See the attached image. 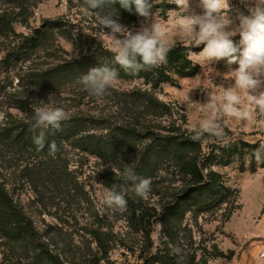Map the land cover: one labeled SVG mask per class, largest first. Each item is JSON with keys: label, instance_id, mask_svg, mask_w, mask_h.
<instances>
[{"label": "rangeland", "instance_id": "1", "mask_svg": "<svg viewBox=\"0 0 264 264\" xmlns=\"http://www.w3.org/2000/svg\"><path fill=\"white\" fill-rule=\"evenodd\" d=\"M152 3L171 51L166 64L132 75L99 42L102 28L95 12L83 16L84 0H25L22 9L0 0V13L9 15L0 32V132L29 120L40 100L85 120L68 140L57 132L55 155L37 152L30 136L18 144L0 138V183L11 201L0 207L7 209L0 211V264H53L51 254L61 264H177L169 245L183 249L178 264H263L264 162L253 153L264 143V116L251 127L230 120L222 140L206 135L178 161L171 138L192 140L189 130L208 115L195 102L221 94L238 65L203 60L204 45L177 25L179 15L202 14L199 0L184 13L170 0ZM119 19L138 26L143 18ZM103 65L119 78L97 98L79 78ZM88 133L113 136L116 155L85 149L80 138ZM128 168L151 178L155 199L135 196ZM202 181L209 186H197ZM113 184L125 189L123 213L98 208ZM15 212L23 214L19 225Z\"/></svg>", "mask_w": 264, "mask_h": 264}, {"label": "clouds", "instance_id": "2", "mask_svg": "<svg viewBox=\"0 0 264 264\" xmlns=\"http://www.w3.org/2000/svg\"><path fill=\"white\" fill-rule=\"evenodd\" d=\"M170 2L177 5L181 13L190 8V0ZM199 3L202 14L179 15L177 25L197 46L204 45L198 55L200 58L208 63L225 60L228 65L235 64L238 67L233 70L231 83L220 86L221 94L208 96L205 103L195 102L208 115L199 122L198 127L189 130L194 142L203 141L206 135L222 140L224 128L232 119L240 121L245 127H251L257 125L258 115L264 116V0H238V6L231 4L230 0H199ZM117 4L143 18L139 20L138 26L120 22L115 7ZM152 7V0H84L81 12L84 17L96 13L102 28L99 42L107 44L115 64L126 73L136 75L166 64L172 47L165 38L166 25L155 18ZM236 35L240 37L238 44L233 40ZM118 78L115 68L103 65L91 67L80 76L79 82L90 95L103 98L109 94V89L115 87ZM33 90L38 91V88ZM40 104L34 108L29 121V131L37 151L45 149L47 131L54 133L62 130V123L70 118L63 107L44 106L43 100H40ZM259 124L264 126V120H260ZM47 150L50 155H55L56 143H49ZM253 156L258 164L264 162V143L254 150ZM125 176L131 181L135 196L146 202L155 199L152 196L151 178L137 176L131 168L126 169ZM127 206L124 187L113 184L103 195L98 208L101 212L123 213ZM159 227L162 229L163 225ZM169 246L178 264L183 258V249ZM222 264L231 262L222 261Z\"/></svg>", "mask_w": 264, "mask_h": 264}, {"label": "trees", "instance_id": "3", "mask_svg": "<svg viewBox=\"0 0 264 264\" xmlns=\"http://www.w3.org/2000/svg\"><path fill=\"white\" fill-rule=\"evenodd\" d=\"M12 2H14L18 7H20L21 9L24 7V3L25 0H12ZM167 6V5H166ZM115 7L117 8L118 12H119V17H122L123 19H127V20H134V19H138L140 17H138L134 11L132 13L122 9L119 7V4L115 5ZM9 19V15H6L5 13H0V32H2L4 30V28H6V24L9 23L8 22ZM89 119V118H88ZM87 120V119H86ZM29 120L27 121H15L13 123H11L12 125H6L2 128V131L0 132V138L2 140H7L10 142L15 143H19L20 141L24 140L25 136H30V138H32V133L29 131ZM85 121V120H82ZM82 121H79L78 119H75V121L72 120H67L66 122H64L62 125V130L61 131V135L63 138L65 137L67 140L72 138L74 136V133H76V131L78 130V128H80ZM73 122V123H70ZM95 122V121H94ZM118 130H123L122 128L118 127ZM133 130V129H132ZM57 132H52L51 130H48L46 133V147L43 151H37L36 145H35V149L37 152H43V153H48L47 150V145L49 143H51L52 141H56L57 136ZM140 135V134H139ZM105 135H95L93 133H88L85 134L83 136H81L80 140L83 141V147L87 150H90L92 152V154H96L99 157L102 158H108V157H112L113 155H116L115 153L117 152V150H111L113 147V136L109 139H105ZM172 144H173V148L175 150V154L178 161L179 160H184L182 159L183 156H185L190 149L191 145L194 143V141L190 140L189 138H180V141L178 143L177 141V137H172ZM174 140V141H173ZM191 151V150H190ZM194 160H198L196 157ZM215 179H211L210 182H214ZM203 183V181H202ZM199 183L200 185L197 186H202V185H208L207 183ZM192 188V187H191ZM10 199L7 196L6 190L4 188V186L0 183V207L2 208H8L10 206ZM7 209H0V211H5ZM16 213V212H15ZM17 214V213H16ZM23 219V214L20 213L19 215L17 214V217L15 219V223L17 225H19L22 222ZM50 260L53 262V264H61L60 263V259L58 256L56 255H52L50 257Z\"/></svg>", "mask_w": 264, "mask_h": 264}, {"label": "built area", "instance_id": "4", "mask_svg": "<svg viewBox=\"0 0 264 264\" xmlns=\"http://www.w3.org/2000/svg\"><path fill=\"white\" fill-rule=\"evenodd\" d=\"M258 257L260 258L261 261H263V264H264V249H262V250L259 252Z\"/></svg>", "mask_w": 264, "mask_h": 264}]
</instances>
